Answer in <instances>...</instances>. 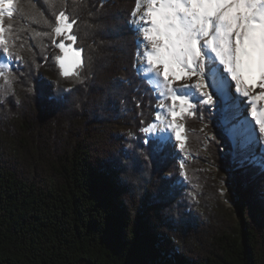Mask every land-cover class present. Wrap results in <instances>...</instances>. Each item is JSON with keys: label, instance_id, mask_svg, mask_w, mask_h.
I'll return each mask as SVG.
<instances>
[{"label": "trees", "instance_id": "1", "mask_svg": "<svg viewBox=\"0 0 264 264\" xmlns=\"http://www.w3.org/2000/svg\"><path fill=\"white\" fill-rule=\"evenodd\" d=\"M135 7L14 0L5 15L16 39L11 56L0 50L12 81L0 78V264H264V168L233 158L216 94L183 118L181 152L193 156L181 161L184 179L173 147L155 151L142 131L156 96L138 74ZM60 11L77 20L80 79L62 77L54 59Z\"/></svg>", "mask_w": 264, "mask_h": 264}, {"label": "snow or ice", "instance_id": "2", "mask_svg": "<svg viewBox=\"0 0 264 264\" xmlns=\"http://www.w3.org/2000/svg\"><path fill=\"white\" fill-rule=\"evenodd\" d=\"M43 2L55 6L56 0ZM82 2L72 0L75 5ZM5 15L13 17L14 0H0V50L11 56L9 39L14 46L16 38L11 37L13 26L4 25ZM131 15L130 27L143 37L138 41L144 47L142 56L137 53L143 60L138 74L158 99L155 121L165 124L169 132L155 138L154 150L174 147L172 132L179 148L185 149L186 126L177 120L195 116L193 100L214 105L211 87L219 101L217 123L240 153V162L264 168V0H136ZM76 23L60 11L51 31L52 43L59 49L54 59L60 75L80 79L84 59L83 49L75 46ZM6 70L8 64L0 63V78L10 87ZM194 77V83L176 85ZM4 91L0 86V92ZM239 97L247 98L243 106L245 110L250 106L251 119H239ZM157 130V123L142 129L145 133Z\"/></svg>", "mask_w": 264, "mask_h": 264}, {"label": "rangeland", "instance_id": "3", "mask_svg": "<svg viewBox=\"0 0 264 264\" xmlns=\"http://www.w3.org/2000/svg\"><path fill=\"white\" fill-rule=\"evenodd\" d=\"M137 38H138V41H142L143 40V37L139 33H137ZM139 48H140V54L142 56L143 55L142 54V50L144 49V47H143L142 44H139ZM0 63H7L8 64V67H9V65H10V59L7 56H4V57H2L0 59ZM142 63H143V60H141V59L138 58V61H137V69H138L139 65L142 64ZM195 79L196 78L194 77L193 80L195 81ZM194 81H193V83H194ZM234 86L235 85H234V82H233V85H232V92H233V94H235ZM208 90L211 92L212 95L213 94H216L215 92L212 91L211 87H209ZM239 101L242 102L241 103V110H240L239 119L242 120L244 117H248L249 119H251V117L249 116V113H248L249 111L248 110H245V108L243 106L244 105V103H243V97H239ZM157 103H158V99L156 97V104H155V110L156 111H157ZM209 108H212V105L211 106L209 105ZM177 122L184 124L183 119H179L178 118ZM152 123H157V128H158V124L159 123L155 121L154 116H153V122ZM147 134L150 137H158V136H160L159 133H158V130L156 132L147 133ZM172 144L175 145L173 147L174 152L179 155V157H177L178 158L177 159V163H178V175H177V177L182 180V179H184V169L181 168V161L182 160H185V159H191L193 156L190 155L189 153L188 154L187 153L185 154V153L181 152V149L179 148L178 143L176 144V143H174L172 141ZM201 150H202V153L205 156L204 157V160H203V164L205 165L206 169L209 172H211L212 178L216 182L217 193L220 196V199L223 202V204L226 205V207L229 209V208L232 207V204L226 199V196H225V192L227 190V184H226V182L224 180V177L219 176L218 173H217L216 167L215 166H212V164L209 163L210 156L206 153L205 148L202 147ZM257 151L259 153L260 150L258 149ZM232 153H233V158L234 159L240 160V155L238 154V152H236L234 145H233V148H232Z\"/></svg>", "mask_w": 264, "mask_h": 264}, {"label": "bare ground", "instance_id": "4", "mask_svg": "<svg viewBox=\"0 0 264 264\" xmlns=\"http://www.w3.org/2000/svg\"><path fill=\"white\" fill-rule=\"evenodd\" d=\"M144 9H143V7H141V12L143 11ZM140 13H137V15H139ZM143 52H144V49L142 50V54H143ZM194 79V78H193ZM193 81L194 80H192V81H177L176 82V85H180V84H183V83H193ZM234 90H235V86H234ZM257 92L259 91V89H257L256 90ZM243 103L244 104H247V98H244L243 97ZM262 106H264V105H262ZM248 113H249V116L251 117V115H250V106H249V109H248ZM169 119H170V117H169ZM242 119V118H241ZM163 130V131H162ZM158 133H159V135H168L169 134V132H168V130H166V125L165 124H158ZM171 135H172V141L174 142V143H178V142H176L175 141V137H174V132H172L171 133ZM235 150H236V152H238L237 151V149L235 148ZM238 154L240 155V153L238 152Z\"/></svg>", "mask_w": 264, "mask_h": 264}]
</instances>
